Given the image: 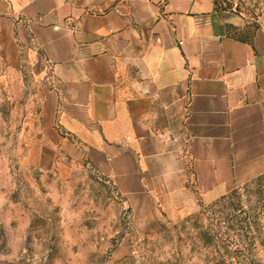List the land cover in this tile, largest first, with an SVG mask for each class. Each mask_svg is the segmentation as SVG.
Segmentation results:
<instances>
[{
  "label": "crops",
  "instance_id": "crops-1",
  "mask_svg": "<svg viewBox=\"0 0 264 264\" xmlns=\"http://www.w3.org/2000/svg\"><path fill=\"white\" fill-rule=\"evenodd\" d=\"M241 26L217 0H0L9 61L20 42L51 71L50 125L135 192L191 204L264 172V18Z\"/></svg>",
  "mask_w": 264,
  "mask_h": 264
},
{
  "label": "rangeland",
  "instance_id": "rangeland-1",
  "mask_svg": "<svg viewBox=\"0 0 264 264\" xmlns=\"http://www.w3.org/2000/svg\"><path fill=\"white\" fill-rule=\"evenodd\" d=\"M217 3L242 35L264 18ZM19 44L13 64L0 40V264H264V172L213 201L135 192L50 125L51 71Z\"/></svg>",
  "mask_w": 264,
  "mask_h": 264
}]
</instances>
